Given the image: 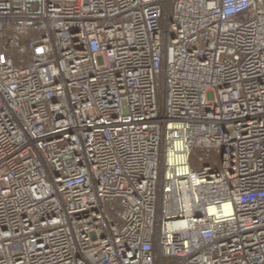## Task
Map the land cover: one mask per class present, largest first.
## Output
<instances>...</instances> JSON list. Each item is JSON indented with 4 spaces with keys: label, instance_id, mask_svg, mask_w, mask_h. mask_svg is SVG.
Listing matches in <instances>:
<instances>
[{
    "label": "built area",
    "instance_id": "1",
    "mask_svg": "<svg viewBox=\"0 0 264 264\" xmlns=\"http://www.w3.org/2000/svg\"><path fill=\"white\" fill-rule=\"evenodd\" d=\"M0 264H264V0H0Z\"/></svg>",
    "mask_w": 264,
    "mask_h": 264
},
{
    "label": "rangeland",
    "instance_id": "2",
    "mask_svg": "<svg viewBox=\"0 0 264 264\" xmlns=\"http://www.w3.org/2000/svg\"><path fill=\"white\" fill-rule=\"evenodd\" d=\"M205 159H206L207 163H211V160H210V158L208 156H206ZM195 164H196V162L193 163L194 166H195Z\"/></svg>",
    "mask_w": 264,
    "mask_h": 264
}]
</instances>
